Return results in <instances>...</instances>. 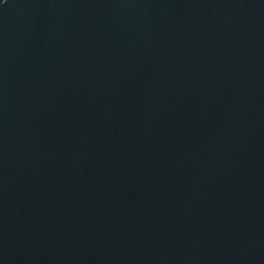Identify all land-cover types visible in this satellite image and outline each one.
<instances>
[{"label": "water", "instance_id": "obj_1", "mask_svg": "<svg viewBox=\"0 0 264 264\" xmlns=\"http://www.w3.org/2000/svg\"><path fill=\"white\" fill-rule=\"evenodd\" d=\"M0 264H264V0H0Z\"/></svg>", "mask_w": 264, "mask_h": 264}]
</instances>
